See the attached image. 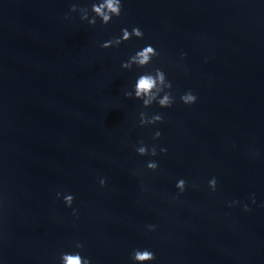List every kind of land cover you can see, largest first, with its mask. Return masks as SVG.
I'll return each mask as SVG.
<instances>
[{
    "label": "water",
    "instance_id": "obj_1",
    "mask_svg": "<svg viewBox=\"0 0 264 264\" xmlns=\"http://www.w3.org/2000/svg\"><path fill=\"white\" fill-rule=\"evenodd\" d=\"M72 3L91 0H0V264H58L74 241L92 264L144 248L145 264H264V0H122L107 25L64 19ZM132 26L143 38L99 47ZM146 44L152 64L121 68ZM153 66L171 107L123 94Z\"/></svg>",
    "mask_w": 264,
    "mask_h": 264
},
{
    "label": "clouds",
    "instance_id": "obj_2",
    "mask_svg": "<svg viewBox=\"0 0 264 264\" xmlns=\"http://www.w3.org/2000/svg\"><path fill=\"white\" fill-rule=\"evenodd\" d=\"M122 10V0H91L88 6H80L77 3H72L69 5L68 13H65L64 19H70V13L78 12L79 19L81 21H87L89 25H96L97 19H99L101 25L109 24L114 17H119ZM143 31L137 27L132 26L131 31L127 28H121L119 36H113L112 38L100 43V48H116L124 41L130 40L133 37L143 38ZM160 53L150 44H146L143 47L137 49L132 55H130L127 60L121 62V68L131 70L133 65L137 68L143 69L146 66L152 64L153 58L158 57ZM185 53H181L183 57ZM172 89V83L166 78L165 72L159 68L153 66L150 71L141 72L135 79L134 83L131 85V90H125L124 96L126 98L138 99L141 101V109L149 108L153 103H156L161 108H168L175 102V96L170 91ZM182 103L186 105H191L196 102L197 96L188 90L179 96ZM139 126L154 125L163 122V116L159 113H154L149 115L146 111L140 110L138 112ZM161 136V132L156 130L152 133V139H158ZM134 151L141 156L157 155V147L155 145L148 146L144 144L143 140L137 142L134 146ZM160 153H165L166 148L161 147L159 149ZM146 168L155 171L158 168V163L154 160H149L146 162ZM106 181L104 178L99 179V184L101 187L105 185ZM209 190L214 192L216 190L217 180L212 177L208 180ZM187 181L183 178L176 181L175 187L182 193L185 190ZM57 198L62 196L61 192H56ZM63 202L66 207H71L74 196L72 194H63ZM255 203V199H252ZM237 201H232L231 205H235ZM245 211H248V205H243ZM72 214L74 216L78 215L77 209H72ZM156 225L149 224L147 229L149 231L154 230ZM74 251L71 252H60L58 255V264H92L91 260L87 256H82L80 251L83 250L84 244L80 241H74L72 245ZM130 260L132 264H145L146 261H153L156 259L153 251L144 249H133L130 253Z\"/></svg>",
    "mask_w": 264,
    "mask_h": 264
}]
</instances>
